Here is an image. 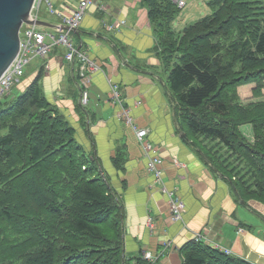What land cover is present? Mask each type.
Listing matches in <instances>:
<instances>
[{
	"label": "trees",
	"instance_id": "trees-1",
	"mask_svg": "<svg viewBox=\"0 0 264 264\" xmlns=\"http://www.w3.org/2000/svg\"><path fill=\"white\" fill-rule=\"evenodd\" d=\"M172 1L140 3L181 124L188 136L213 138L243 157L255 171L249 193L210 160L244 204L258 193L264 203V119L236 91L256 80L253 95L262 94L264 0H210L211 12L181 29L174 21L186 3ZM41 78L38 71L18 101L0 108V264H154L124 252L119 199L65 116L49 109ZM244 122L261 141L253 147L237 129ZM179 252L181 264H247L201 239Z\"/></svg>",
	"mask_w": 264,
	"mask_h": 264
},
{
	"label": "crops",
	"instance_id": "crops-1",
	"mask_svg": "<svg viewBox=\"0 0 264 264\" xmlns=\"http://www.w3.org/2000/svg\"><path fill=\"white\" fill-rule=\"evenodd\" d=\"M99 4L104 10L99 5L91 6L72 33L78 37L77 47L101 64L102 71L94 74L88 85V104L83 107L79 103L76 65L56 57L63 54L59 47L46 58L33 59L34 68L40 65L29 75L42 72L45 95L75 129V137L85 150L94 155L119 199L124 252L135 256L149 251L154 264H181L180 248L200 234L201 241L209 246L219 245L233 255L264 264V218L248 210L232 182L218 170L220 167L210 165L212 159L205 145L196 143L182 126L166 83L168 68L155 50L156 35L147 7L140 0H103ZM56 16L39 28L64 30L61 18ZM114 19H123L125 24L108 30ZM183 24L181 20L175 28L181 29ZM110 83L118 85L133 123L149 130L148 140L163 160L165 187L183 199L181 221L169 220L167 195L147 172L143 149L134 132L106 103ZM165 241L170 246L163 245Z\"/></svg>",
	"mask_w": 264,
	"mask_h": 264
},
{
	"label": "built area",
	"instance_id": "built-area-1",
	"mask_svg": "<svg viewBox=\"0 0 264 264\" xmlns=\"http://www.w3.org/2000/svg\"><path fill=\"white\" fill-rule=\"evenodd\" d=\"M101 1L103 0H77L75 3H72L70 0H64L63 11L59 12L53 9V4L49 0H34L28 19L32 21L38 19L39 7L44 2L43 7L46 8V11L51 14H56L61 18L64 30L45 33L40 30L39 26L29 24L30 26L24 30L23 34L19 33L18 54L9 68L0 76V99L7 95L11 88L21 81V77L25 72L24 68L30 61L38 58H46L54 49L59 47L63 49V54L56 57L66 63L76 65V85L79 91V103L83 106L87 105L89 101L88 85L93 75L99 73L102 69L100 64L90 56L88 51L82 50L80 47L72 44L70 35L79 28L87 10L91 6L99 5V9L104 10L103 5L99 4ZM173 1L178 7H182L185 4L184 0ZM124 24L123 19H114L107 25V29L118 28V26ZM109 90L110 96L107 98L106 103L114 109L115 116L123 120L133 130L137 141L143 149L147 172L153 175L158 189L167 195L169 220L173 223L181 221L184 213L183 199L175 194L174 190L165 187L162 176L163 160L155 153L156 149L148 140L149 130L145 127H138L133 123L129 108L122 104L118 85L110 83ZM148 220L149 226H151L150 218ZM193 239H201L200 234L195 235ZM170 244L169 241L163 242V245L170 246ZM143 256L148 260H153L151 258L152 254L149 251L143 253Z\"/></svg>",
	"mask_w": 264,
	"mask_h": 264
},
{
	"label": "rangeland",
	"instance_id": "rangeland-1",
	"mask_svg": "<svg viewBox=\"0 0 264 264\" xmlns=\"http://www.w3.org/2000/svg\"><path fill=\"white\" fill-rule=\"evenodd\" d=\"M53 4V9L62 12L63 11V6H64V0H49ZM172 1V0H171ZM210 0H185L186 5L183 8H179L178 11V18L175 19V24L177 25L178 22L183 20L184 24H188L191 22L196 21L197 19L209 14L211 12L208 2ZM173 2V1H172ZM44 3V2H43ZM43 3H41L39 7V12L37 14V17L40 21L43 22H48L51 23L53 20L52 17H57L56 15H51L48 11H46V8L43 7ZM174 4V3H173ZM176 16V17H177ZM183 24V25H184ZM30 25L22 23L19 33L23 34L24 30L27 29ZM43 32L47 33L49 30L47 28H41ZM71 36V41L74 46L77 47V44L79 43L78 37H74L73 34ZM36 60V59H34ZM32 60L27 66L24 68V75L21 77V81L23 80L22 83L19 85H15L11 88L10 93L5 95L0 101V108H6L9 107V105H12L15 101H18L20 96L24 93L25 87L33 81L34 76H30L34 70H38L40 64H36L35 68L34 65L35 63ZM39 61V60H38ZM98 64H100L97 61ZM101 65V64H100ZM20 81V82H21ZM257 81H249L245 82L242 84H239L236 87V91L239 96V103L243 106L250 105L252 112L251 114L255 115V117L261 119H264V82H263V87L261 89L262 94L259 96H254L253 95V88L255 87V83ZM42 84V83H41ZM43 87V85H42ZM44 91V89H43ZM45 95V92H44ZM110 96V94H109ZM45 98L47 99L49 105V109H56L57 108L53 105L52 101L47 98L45 95ZM259 107V108H258ZM257 111L255 112V109ZM259 120V121H260ZM257 122V121H255ZM237 129L241 133V135L244 137L246 142L251 146H255L256 142L258 141L259 143L261 142L260 139L257 138L255 139L254 133H253V127L251 122H244L240 125H238ZM250 129L252 132H250ZM2 129H0V132ZM203 136H192V138L195 140L196 143H203L205 146L204 148L207 151V154L211 156V158L220 165V167L224 168L226 172L230 175L232 178L231 181L234 182V184H238L239 187H242V190H245L247 193L253 192L256 190L255 184H254V176H255V171L254 169L247 164L245 159L243 157H240L238 154L237 156L233 155L232 152L224 146L222 143L218 142V140H215L211 138L208 142L204 143V140H202ZM203 139H207L204 138ZM221 145V147L217 148V146ZM233 184V183H232ZM233 184V185H234ZM245 204L246 207H248V210L256 212L258 215L262 216L264 218V203L262 202L263 198L260 196L258 193L256 196H251V195H245ZM247 214V211L244 212ZM244 222V221H243ZM260 222H263L260 219ZM245 226V225H244ZM246 228V227H245ZM249 230V229H248ZM262 236V235H261ZM194 240V239H192ZM225 254H232L229 250L226 248H223L221 246H212ZM141 253V252H140ZM143 254V253H142ZM138 255V253H137ZM233 255V254H232ZM236 256V255H234ZM239 257V256H237ZM154 260V256L152 255L151 257ZM241 258V257H239ZM143 259L144 258L143 256ZM245 263L249 264H258L255 261L251 260L250 258L243 257L242 258ZM148 260V259H147ZM150 261V260H149Z\"/></svg>",
	"mask_w": 264,
	"mask_h": 264
},
{
	"label": "water",
	"instance_id": "water-1",
	"mask_svg": "<svg viewBox=\"0 0 264 264\" xmlns=\"http://www.w3.org/2000/svg\"><path fill=\"white\" fill-rule=\"evenodd\" d=\"M33 2L34 0H0V76L9 68L18 54L19 29L22 23L36 26L48 25L39 19L33 21L28 19ZM116 52L122 60L119 49L116 48ZM138 71L151 74L141 69ZM174 122H176L175 117Z\"/></svg>",
	"mask_w": 264,
	"mask_h": 264
},
{
	"label": "clouds",
	"instance_id": "clouds-1",
	"mask_svg": "<svg viewBox=\"0 0 264 264\" xmlns=\"http://www.w3.org/2000/svg\"><path fill=\"white\" fill-rule=\"evenodd\" d=\"M133 131V130H132ZM146 251H144L143 253H145ZM143 255V254H142ZM153 261V260H152Z\"/></svg>",
	"mask_w": 264,
	"mask_h": 264
},
{
	"label": "bare ground",
	"instance_id": "bare-ground-1",
	"mask_svg": "<svg viewBox=\"0 0 264 264\" xmlns=\"http://www.w3.org/2000/svg\"><path fill=\"white\" fill-rule=\"evenodd\" d=\"M249 80V79H248Z\"/></svg>",
	"mask_w": 264,
	"mask_h": 264
}]
</instances>
